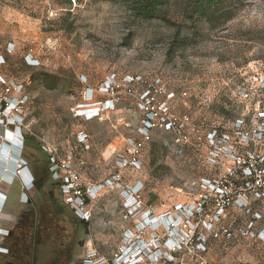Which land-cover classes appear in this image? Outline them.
<instances>
[{
	"label": "rangeland",
	"instance_id": "1",
	"mask_svg": "<svg viewBox=\"0 0 264 264\" xmlns=\"http://www.w3.org/2000/svg\"><path fill=\"white\" fill-rule=\"evenodd\" d=\"M192 1L160 0L156 18L145 21L131 12L132 0L70 6L65 0H0V131H18L21 141L18 158L7 153L1 165L2 173L16 165L9 185L0 180L6 196L1 235L13 228L22 207L45 206L41 193L27 190L30 177L43 173L45 192L52 189L58 203L86 223L87 234L72 238L66 219L60 236L73 254L70 264H118L131 240L147 246L156 241L140 264L155 258L157 264H264V202L252 187L242 191L241 179L228 180L229 203L215 218L222 199L201 186L214 179L225 184L229 168L241 171L230 158L216 164L207 159L211 130L227 134L226 145L241 154L251 147L264 155L262 142L249 147L246 135L238 141L235 134L241 120H251L255 129L264 124V0H243L240 8L228 0L211 24L188 16ZM89 108L98 116L86 115ZM146 112L169 120L185 138L162 125L145 131ZM2 136L0 144L7 139ZM131 143L140 144L137 154ZM44 152L51 160L47 168ZM254 168L251 157L244 171ZM67 178L71 190L63 188ZM133 188L140 189V204L127 215L124 194ZM70 197L78 205L88 199L84 216ZM202 197L203 213L181 212L178 231L164 229L166 215L176 220L180 205L193 209ZM184 214L197 220L194 229ZM197 225L205 231V248L193 242ZM178 244L186 249L166 261L164 252ZM150 249L157 254L152 262Z\"/></svg>",
	"mask_w": 264,
	"mask_h": 264
},
{
	"label": "trees",
	"instance_id": "2",
	"mask_svg": "<svg viewBox=\"0 0 264 264\" xmlns=\"http://www.w3.org/2000/svg\"><path fill=\"white\" fill-rule=\"evenodd\" d=\"M67 4L74 5L78 0H65ZM100 1H108V0H100ZM228 0H194L188 3L187 14L192 17L195 16L196 22H205L207 24H211L212 20L215 18V15L220 12V10L224 9L223 5ZM234 7L240 8L243 0H234ZM133 6L131 7V12L141 20H152L156 18L158 7L160 6V0H132ZM228 13L232 11L230 9ZM231 16V15H230ZM1 79V77H0ZM2 81V79L0 80ZM152 91L151 89L145 87L143 92ZM14 101H17L15 99ZM264 103V100L263 102ZM4 102L1 103V108L4 106ZM264 110V108H263ZM264 115V113H263ZM143 124H146L145 131H149L151 126L162 125L166 122H170L169 120H164L158 113L155 112H146L145 118L142 120ZM240 128L235 134H237V139H241L244 135L245 142L250 146H253L254 142H262L261 147L264 149V124L259 125L256 129L251 127V120H241ZM257 130V131H256ZM208 133L214 135L215 144L217 149L221 148L222 151L226 153V155L236 153L241 156L245 161L248 162L249 156H252L254 160V164L258 170L264 169V155L257 154L252 152V148L250 147L245 153L241 154L239 150H235L234 146L226 145L229 141V136L224 134L223 132H219L217 130H211ZM223 136L226 139H223ZM25 139V138H24ZM27 140L25 139V142ZM215 149L216 151H218ZM236 151V152H235ZM44 155L47 156V154ZM47 165L51 164V160L46 158ZM218 163V162H217ZM252 175V173H251ZM46 175L42 173V175H37L35 173L33 179V191L41 193L44 198V207H39L38 214L27 222L24 228L19 229L17 234H15L13 240H11L10 244H12L11 254L8 252L6 254H1L0 257L4 258L3 262L0 264H70V261L73 258V254L68 250L69 243H65V247H62L63 243L61 238L65 234V226L68 222L71 221L72 225V238L76 235H79L80 231H83L84 234H87V227L84 221L77 219L74 214L68 210H65L59 203L58 197L54 194L52 189H49L45 192ZM237 177L241 179V184L237 187L245 186V183L249 179L244 178L242 171H237ZM50 179H48L49 181ZM54 184V183H53ZM54 185H58L59 183H55ZM59 189V188H58ZM84 202H88V199H84ZM196 217V216H195ZM187 218V225L190 230L194 229L196 226L195 223H198L197 220H191L190 217ZM67 219V220H66ZM220 221V220H219ZM211 229V237L216 235L214 232V227L210 225ZM200 229V228H199ZM198 225L194 230V240L193 242H198L199 245L203 248L205 246L201 245V242L204 245L207 243V239L205 238V231H199ZM225 230V229H223ZM186 245L180 244L179 248H173L172 251H167L168 256L163 255L164 257H170L171 262L174 260L175 254L183 251ZM45 255H50V259L46 260ZM162 257V256H161ZM10 259L9 263L7 260ZM166 261L167 258H164ZM158 261H153L154 264ZM170 262V263H171ZM157 264V263H156Z\"/></svg>",
	"mask_w": 264,
	"mask_h": 264
},
{
	"label": "built area",
	"instance_id": "3",
	"mask_svg": "<svg viewBox=\"0 0 264 264\" xmlns=\"http://www.w3.org/2000/svg\"><path fill=\"white\" fill-rule=\"evenodd\" d=\"M98 116V114H97ZM97 116H93L94 117H97ZM163 126H167V129L168 130H175V133L177 134V137H179V139L181 138H185V137H181V131L180 129L178 128H174L175 126L171 123V122H168V123H164ZM208 136L210 137L209 138V144H210V147H209V157L207 158L209 161L213 162L214 164H216L217 162L219 161H222L223 159H227V158H230L233 160L234 163H237L239 166L238 168L240 167L241 168V171L243 173V176L244 177H247V179H249V176L251 177V183L252 185H250L249 181L245 183V186H241L240 188L242 189V191H245L247 190V187H252V191L254 190L255 192V195L257 196L258 199L262 200L264 202V169L262 170H258L257 168H254L252 170H247L246 172L244 171V167L246 165H249V160L248 162L245 161L241 156H239L237 153H233V154H229V155H226V153L224 151L221 150V148L217 149L216 147V144H215V137L214 135L212 134H208ZM223 139H226L225 136H223ZM139 148H140V144H130L129 146V149H130V152L133 154H137L138 151H139ZM215 149H217L218 151H216ZM132 154V155H133ZM134 156V155H133ZM252 156H249V158H251ZM134 160V163L136 164V161H135V158H133ZM119 163H121L123 165V167H127L129 165V162L126 161V160H121L119 161ZM242 164V165H241ZM248 168V167H247ZM256 171L259 173L258 176L256 175ZM252 173V175H251ZM225 181L223 184V182H221V184H217V180H203L204 183L201 184V186L206 189L208 188L209 190H212L215 192V194L218 196V197H221L222 199V202L220 204H217V206H215V209H214V217L215 218H218V216H220L223 211H224V208H226V204L229 203V197H226L227 196V191H229V188L228 186L231 185V183H228L227 181H233L234 183V177H237V170H234L233 168H229L227 169V172L225 173ZM70 180L67 178L66 179V185L63 186V188H68V185L69 184ZM72 184V182H71ZM233 186V184H232ZM235 187V186H234ZM72 189V188H71ZM70 188H68V190H71ZM69 192V191H68ZM139 194H140V189H137V188H133L132 191H130L129 193H125L124 195L126 196L125 199H124V208L126 210V214L127 215H132L133 213H136V210L139 208L138 205L140 204V198H139ZM76 199L77 201L79 200L78 198H75L74 201L73 199L70 197L69 198V203L71 204L72 208L77 211L81 216H84L85 213H84V199L82 200V203L81 205H78L76 202ZM205 199L204 197H202L200 199V201H198V203L196 205H194V208L193 209H189L187 210L186 208L184 207H181V205L179 206L178 209H176V212L177 214L179 215L178 218L175 220V222H171L169 224L168 227L164 228L166 229V231L170 234L171 232H177L178 231V226L179 224L181 223V212L184 213L186 211L189 212L190 216L194 217V216H199L200 215V212L203 213L204 212V206L206 204L205 202ZM225 200L227 201V203L225 202ZM76 201V202H75ZM3 208V203H2V207L1 209ZM0 209V210H1ZM219 212V213H218ZM218 213V214H217ZM186 214H184L185 216ZM187 215L184 217L185 221L187 222ZM171 215L168 214L164 217L165 220H169L171 221ZM192 220V219H191ZM151 223V222H150ZM210 226V225H209ZM1 235V234H0ZM126 236L128 238H131L132 237H136L133 233L131 232H128L126 233ZM136 240V239H135ZM158 243V242H157ZM129 245H125L122 247V252L120 253V255H118V258H119V263L118 264H140V260H143L142 257H146L147 253H146V250L148 247H153L155 246L156 244V241L153 240L152 243H150L149 246H147L143 241H129L128 242ZM153 245V246H152ZM180 244H178V246L176 247L175 245L173 246V248H179ZM149 253H152L151 257L149 256V260L152 262L151 258L154 259V257H157V254H155V252H153V250H149ZM165 255L168 256V252L165 251L164 252ZM139 254H143L141 257H139ZM155 260H157L155 258ZM103 260L99 259L97 262H94L92 259H89V260H86V261H83L82 264H100Z\"/></svg>",
	"mask_w": 264,
	"mask_h": 264
},
{
	"label": "bare ground",
	"instance_id": "4",
	"mask_svg": "<svg viewBox=\"0 0 264 264\" xmlns=\"http://www.w3.org/2000/svg\"><path fill=\"white\" fill-rule=\"evenodd\" d=\"M95 111H96L95 109L89 108V109H86L85 110V114L86 115L93 116V113ZM0 134L7 138V139H5V142L3 144H0V179L4 183H6V184H10L11 181H13V179H14L13 177L15 176V173L14 172L16 171V165H14V164H11V165L8 164V168L6 169V171H3V173H2V170L3 169H2V166L1 165H3L4 161H6V159H8L7 153L9 155H11L12 157H14L15 159L18 158V156H19L18 144H20L21 141L19 140L20 137H19V132L18 131L17 132H14V133L8 131L7 133H4V134H3L2 131H0ZM8 140H11L12 141V145H9L7 143ZM15 145H17V146H15ZM9 166H11V167H9ZM17 172H18V170H17ZM22 173H26V172L22 171ZM4 198H5V195H3L0 192V203H1V201L3 202ZM171 222H175V220L173 218H171V221L165 220V219H162L161 220V223L165 224L166 227H168Z\"/></svg>",
	"mask_w": 264,
	"mask_h": 264
},
{
	"label": "flooded vegetation",
	"instance_id": "5",
	"mask_svg": "<svg viewBox=\"0 0 264 264\" xmlns=\"http://www.w3.org/2000/svg\"><path fill=\"white\" fill-rule=\"evenodd\" d=\"M30 189L31 190L33 189V179H32V182H31V186L27 190L29 191ZM4 201H6V196H5L4 200H3V202ZM28 202H31V199L28 198ZM4 204L5 203H3V206H4ZM29 204H31V203H29ZM38 211H39V205H34V207L29 205V207H27V208L26 207H22L21 210L16 214L17 222L13 226V228L10 229V230H1L2 232L6 233L5 235H1V236H4L6 238H5V241H4V248L5 249L1 248L0 254L1 253L2 254H6L7 252H8L9 255L11 254V249H10L9 246H6V243L7 242L10 243L11 240H13L15 234H17L18 230L24 228V226H26L27 222L32 220L36 216V214H38Z\"/></svg>",
	"mask_w": 264,
	"mask_h": 264
},
{
	"label": "water",
	"instance_id": "6",
	"mask_svg": "<svg viewBox=\"0 0 264 264\" xmlns=\"http://www.w3.org/2000/svg\"><path fill=\"white\" fill-rule=\"evenodd\" d=\"M26 169V168H25ZM29 172V171H28ZM29 175L31 176V174L29 173ZM31 182H32V176L30 177V181H29V184H28V188L31 186Z\"/></svg>",
	"mask_w": 264,
	"mask_h": 264
},
{
	"label": "crops",
	"instance_id": "7",
	"mask_svg": "<svg viewBox=\"0 0 264 264\" xmlns=\"http://www.w3.org/2000/svg\"><path fill=\"white\" fill-rule=\"evenodd\" d=\"M2 193V192H1ZM3 195H4V193H2ZM1 207H2V201H1V203H0V209H1ZM0 216L2 217L3 216V214L1 213V210H0Z\"/></svg>",
	"mask_w": 264,
	"mask_h": 264
}]
</instances>
